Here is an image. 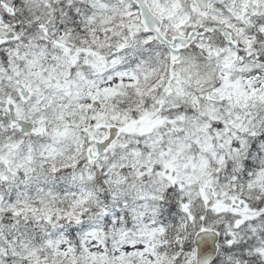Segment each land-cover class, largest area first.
Wrapping results in <instances>:
<instances>
[{"label":"snow or ice","instance_id":"obj_1","mask_svg":"<svg viewBox=\"0 0 264 264\" xmlns=\"http://www.w3.org/2000/svg\"><path fill=\"white\" fill-rule=\"evenodd\" d=\"M0 264H264V0H0Z\"/></svg>","mask_w":264,"mask_h":264}]
</instances>
